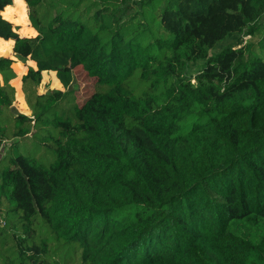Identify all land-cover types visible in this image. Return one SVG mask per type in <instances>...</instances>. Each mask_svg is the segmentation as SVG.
Wrapping results in <instances>:
<instances>
[{
    "label": "trees",
    "instance_id": "16d2710c",
    "mask_svg": "<svg viewBox=\"0 0 264 264\" xmlns=\"http://www.w3.org/2000/svg\"><path fill=\"white\" fill-rule=\"evenodd\" d=\"M7 8L0 264H264V0Z\"/></svg>",
    "mask_w": 264,
    "mask_h": 264
},
{
    "label": "rangeland",
    "instance_id": "374dc122",
    "mask_svg": "<svg viewBox=\"0 0 264 264\" xmlns=\"http://www.w3.org/2000/svg\"><path fill=\"white\" fill-rule=\"evenodd\" d=\"M262 22H264V16L262 18ZM30 38H33V37H30ZM228 43H230V42H228ZM223 44H225V43H223ZM219 49L220 48H216L214 50V52H218ZM11 56H12V61H13L12 65H15V63L17 62L21 65V67H23L24 72L19 76L17 75L16 71H14L16 74V78H18L19 81H21V76L26 72L27 67L30 66L27 63L28 60L25 62H22L21 60L17 59L14 56V54H12ZM0 57H2V56H0ZM202 64L203 63L201 61H197L195 63L191 62L188 64V75L191 77V79L193 78L194 74L202 68ZM48 75L50 78H48ZM11 83H13V82H11ZM93 84H94V80L87 77L85 72L82 71L80 68H77L74 70V79H73L72 84L69 86V88L74 90L78 103H82L85 99H87V97H89L91 95V93L93 91ZM19 85H20V89H21V84L19 83ZM14 90H15V87H14ZM52 90L63 91L64 89L62 86L60 88L58 81H57V78L55 76V72H51V71L42 72L40 85L37 88V93L38 94H44V93H48ZM16 104H17L16 102L13 103L14 109L18 113L24 114V113L20 112V110L18 109V106Z\"/></svg>",
    "mask_w": 264,
    "mask_h": 264
},
{
    "label": "water",
    "instance_id": "95a60500",
    "mask_svg": "<svg viewBox=\"0 0 264 264\" xmlns=\"http://www.w3.org/2000/svg\"><path fill=\"white\" fill-rule=\"evenodd\" d=\"M7 21V20H6ZM10 23V22H9ZM12 26H13V30H14V32H16L17 33V30L19 29V26H16V25H14V24H12ZM28 38H30V37H28ZM12 54H13V46H12ZM2 57H6V58H9V59H11L12 60V57L10 56V55H4V56H2ZM27 71V70H26ZM25 74H26V72H25ZM25 74H23V75H25ZM22 75V76H23ZM22 76H21V78H22ZM10 84L12 85V83L10 82ZM20 84H21V81H20ZM13 86V85H12ZM22 95H23V93H22ZM14 102H15V100H14ZM30 114V111L28 110V113L27 114H24V115H29Z\"/></svg>",
    "mask_w": 264,
    "mask_h": 264
},
{
    "label": "clouds",
    "instance_id": "9594fccd",
    "mask_svg": "<svg viewBox=\"0 0 264 264\" xmlns=\"http://www.w3.org/2000/svg\"><path fill=\"white\" fill-rule=\"evenodd\" d=\"M19 2H20V0H17V3H19ZM12 11H13L12 8H7L6 13H0V15H3L5 19H9L8 13H11ZM33 35H36V33H33ZM0 43H2V41H0ZM9 43H11V42H9ZM193 83H195V81H193Z\"/></svg>",
    "mask_w": 264,
    "mask_h": 264
},
{
    "label": "crops",
    "instance_id": "0c3cea01",
    "mask_svg": "<svg viewBox=\"0 0 264 264\" xmlns=\"http://www.w3.org/2000/svg\"><path fill=\"white\" fill-rule=\"evenodd\" d=\"M29 67H32L33 69H35V67H33V66H29ZM27 70V69H26ZM25 74V73H24ZM41 75H42V73H41ZM56 76V75H55ZM48 78H50L49 77V75H48ZM57 81H58V79H57ZM62 86V85H61ZM21 90V89H20ZM22 92V91H21ZM45 94V93H44ZM23 99H24V97H23Z\"/></svg>",
    "mask_w": 264,
    "mask_h": 264
}]
</instances>
